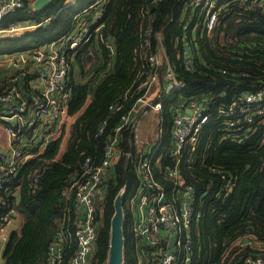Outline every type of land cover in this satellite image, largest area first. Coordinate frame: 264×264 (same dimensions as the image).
I'll return each instance as SVG.
<instances>
[{"label": "trees", "instance_id": "obj_1", "mask_svg": "<svg viewBox=\"0 0 264 264\" xmlns=\"http://www.w3.org/2000/svg\"><path fill=\"white\" fill-rule=\"evenodd\" d=\"M94 1L77 0L72 4L70 0H51L47 6L35 9L30 0H25L22 7L0 18V28L27 19L43 22L17 37L0 36V58L61 37L69 29L74 14ZM262 2L222 0L214 29L208 33L199 27L195 33L191 26L198 20L192 16L191 0H106L100 30L77 46L70 60L72 67L78 66V69L70 67L68 79L71 93L68 109L75 119L56 138L35 148L37 155L23 162L17 177L0 191V231L17 218L16 213L21 216L20 223L9 233L2 264H47L50 245L59 233L66 246L58 264H70L77 248V206L73 195L62 196V189L71 171L80 167L87 156L99 165L108 140L116 135L119 157L100 184L101 196L96 201L100 223L89 264L107 263L115 200L120 192L124 193L122 264H140L141 248H158L137 240L130 201L140 185L136 169L139 152L131 123L119 131L115 127L120 124L122 114L132 109L139 91L142 92L136 81L150 73L147 54L161 48L175 64L177 78L186 84L182 94L174 92L173 98H163L160 115L164 119L165 139L171 136V124L180 101L191 96L202 99L212 115L191 151L192 165L183 162L179 169L184 185L191 184L196 189L194 204L202 211L192 224L194 253L190 264H240L244 257L264 246V115L234 129L228 126V117L218 112L233 99L264 88ZM66 3L69 5L65 6ZM187 22L190 28L185 38ZM146 38L148 45H144ZM107 39L114 45L112 53ZM185 47L195 59L193 69L184 64ZM101 49L102 64L96 68ZM87 64L91 67L84 69ZM98 70L102 72L99 77ZM113 103L121 107L111 109ZM104 118H107L105 129L98 134ZM168 165H174V161L163 153L154 165V173L171 190L175 179L166 174ZM209 165H218L232 175L234 186L226 189L225 180L210 171ZM250 234L258 242L257 248L250 243L234 244L239 237Z\"/></svg>", "mask_w": 264, "mask_h": 264}, {"label": "built area", "instance_id": "obj_2", "mask_svg": "<svg viewBox=\"0 0 264 264\" xmlns=\"http://www.w3.org/2000/svg\"><path fill=\"white\" fill-rule=\"evenodd\" d=\"M77 0H70L74 4ZM25 0H0V18L24 5ZM222 0H191L193 15L201 29L210 33L218 22ZM106 0H95L77 11L67 32L61 37L43 46L30 50L14 51L0 58V66H12L6 73L4 86L0 87V128L6 132L10 141L6 149H0V191L19 174L23 162L34 158V149L60 135L67 117L71 116L68 105L71 93L68 88L70 60L80 44L91 39L103 22ZM264 7V0L262 2ZM50 18L45 20L49 21ZM99 21V22H98ZM43 21L33 19L19 21L8 27L0 28V36L21 35L35 29ZM97 23L92 28L94 23ZM190 23L184 24L185 38ZM109 40L107 39L106 42ZM112 44V52L114 45ZM148 45V39L144 41ZM184 64L188 69L195 67V59L187 47L184 48ZM150 73L145 79L136 81L139 94L132 109L122 114L119 131L125 124L131 123L139 156L136 160L140 185L130 201L133 211V228L137 240L158 247L153 264H190L194 253L193 221L198 220L202 211L196 208L194 201L196 189L193 185H184L180 164L192 165L191 151L196 146L202 128L212 115L206 101L191 96L179 102L171 124V136L164 137L163 118L159 134L154 141L140 145V118H132L136 111L146 115L150 110L164 109L165 97H172L174 92L182 94L185 81L176 76L175 64L169 59L164 49L147 54ZM153 66L157 67L155 70ZM162 66V69L159 67ZM141 77V75H140ZM163 82V84H162ZM121 104H111L110 108H120ZM191 110V112H188ZM218 112L225 114L227 124L240 128L242 123H252L264 115V88L252 90L225 106ZM161 116V115H160ZM104 118L98 134L105 129ZM116 135L108 140L105 156L99 165L91 162L89 156L81 166L71 171L68 181L62 189V196H74L77 206L76 231L77 248L70 259V264H89L100 223L96 212V201L101 196L100 184L109 167L118 160L119 148ZM168 154L174 165L166 167V174L175 179L174 186L167 190L154 173V165L162 154ZM189 154V155H188ZM212 172H217L225 180V188L230 190L235 180L222 167L209 165ZM37 177V175H36ZM124 194V193H123ZM166 196L167 201H163ZM17 222L10 221L0 231V245L5 246L12 228ZM175 234V251L168 246L170 237ZM61 235V233H60ZM165 244L162 246V244ZM66 243L58 237L50 245L47 264H58ZM240 264H264V246L257 252L243 258Z\"/></svg>", "mask_w": 264, "mask_h": 264}, {"label": "crops", "instance_id": "obj_3", "mask_svg": "<svg viewBox=\"0 0 264 264\" xmlns=\"http://www.w3.org/2000/svg\"><path fill=\"white\" fill-rule=\"evenodd\" d=\"M33 1L34 0H30V2L33 4ZM67 5H69V3H66L65 4V6H67ZM193 13V12H192ZM193 17H195L194 15H192ZM25 21V20H24ZM49 21H46V23H48ZM197 22H199V21H197ZM197 22H195L192 26H191V29H193L194 30V32L196 33L197 32V30L199 29V27H201V25L199 24V23H197ZM187 23H189V22H187ZM32 30V29H31ZM30 50V49H29ZM99 53H100V51H99ZM112 53V52H111ZM111 53H110V55H111ZM99 57V56H98ZM95 58H97L96 56H95ZM102 60V58H100V61ZM77 65H73V67L74 68H76V69H78V66L76 67ZM70 67H72L71 66V64H70ZM72 67V68H73ZM91 67V65L90 64H87L86 66H85V68L84 69H87V68H90ZM11 69H13L12 68V66H9V65H6V67H2V66H0V87H2V86H4V81H5V77H6V73H7V71L8 70H11ZM157 114H158V118H155V123H154V127L155 128H158L159 129V126H160V124L162 123V121H161V116H160V114H159V112L157 111ZM147 115V114H146ZM145 115H142L140 112H136V111H134L132 114H131V117L132 118H140L141 119V121H140V125H141V123L143 122V120H144V117ZM163 122H164V119H163ZM67 125V127H69V125L66 123L65 124V126ZM149 127V126H148ZM147 127V128H148ZM163 128H164V123H163ZM141 134H142V127L140 128V134H139V140L140 141H138V143L140 144V145H142V144H145L146 142H148V141H146L145 142V140L144 139H141ZM149 136L151 135V133L150 132H148L147 133ZM2 135H3V140L1 139L2 138ZM9 141H10V138H9V136L6 134V132L3 130V128H0V149H6L7 148V146H8V144H9ZM15 217H17V218H15ZM14 220H13V222H18V220H20L21 221V216L20 215H18V213H16L15 214V216H14ZM251 227V226H250ZM246 237H248L249 238V241L248 242H244V239L246 238ZM253 234H250V235H247V236H245V237H239L235 242H234V244H237V243H241V244H247V243H250L252 246H254V247H258V242L256 241V240H253ZM139 241V240H138ZM139 242H142V241H139ZM138 242V243H139ZM145 244H147V243H145ZM260 246V245H259ZM3 249H4V247H2L1 245H0V253H2L3 254ZM155 253H156V250H153V249H144V248H141V250H140V253H139V263L140 264H153V260H155ZM150 254H151V256H150ZM227 254V253H226ZM2 263H3V256H2ZM1 263V264H2Z\"/></svg>", "mask_w": 264, "mask_h": 264}, {"label": "water", "instance_id": "obj_4", "mask_svg": "<svg viewBox=\"0 0 264 264\" xmlns=\"http://www.w3.org/2000/svg\"><path fill=\"white\" fill-rule=\"evenodd\" d=\"M51 3V0H34L33 6L35 9H41L48 4ZM14 37H17L18 35H13ZM163 84V82H162ZM71 101V98L69 99V102ZM188 112H191V110H188ZM122 198H123V192H120L115 200V214L112 218V237H111V244H110V251L109 256L106 264H122L123 263V257H124V236H123V219H124V208L122 205ZM163 201H167L166 196L163 197ZM13 213V212H12ZM13 215V214H12ZM251 230L254 228L251 226L249 227ZM60 233L58 237H60ZM58 237L54 238V241H58ZM176 240V235L173 234L170 237V241L168 246L172 251H175L174 242ZM249 238L246 237L244 239V242H248Z\"/></svg>", "mask_w": 264, "mask_h": 264}, {"label": "rangeland", "instance_id": "obj_5", "mask_svg": "<svg viewBox=\"0 0 264 264\" xmlns=\"http://www.w3.org/2000/svg\"><path fill=\"white\" fill-rule=\"evenodd\" d=\"M106 45L108 46V48L112 49V44H111V41H108L106 42ZM99 58H102L103 56V51L102 49L100 50V53H99ZM102 64L101 61H98L96 63V68L99 67L100 65ZM102 75V72L101 70H98L96 72V76L99 77ZM90 98V96H89ZM159 112V111H158ZM144 120L143 122L141 123L140 125V128L142 127V134H141V139H144L145 142L146 141H154L155 140V137L156 135L159 134V129L158 128H155L154 127V123H155V118H158V114H157V111H154V110H150L147 115H145L144 117ZM75 118L73 116H69L67 117V119L64 121L66 122L68 125H70L72 123V121L74 120ZM149 126V127H148ZM148 127V128H147ZM63 128H64V125H63ZM140 132V131H139ZM150 132L151 135L149 136L147 133ZM68 133H69V128L67 129V136H68ZM64 138L65 136L63 137V146L65 145L66 143V140L64 141ZM3 140V135H2V138ZM64 147H62L63 149ZM18 219V218H17ZM18 223H20V220H18ZM2 263V253H0V264Z\"/></svg>", "mask_w": 264, "mask_h": 264}]
</instances>
